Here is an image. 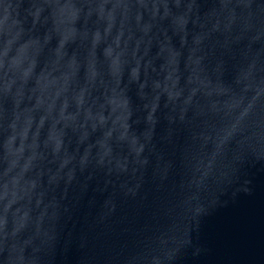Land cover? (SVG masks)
Here are the masks:
<instances>
[{"label":"clouds","instance_id":"1","mask_svg":"<svg viewBox=\"0 0 264 264\" xmlns=\"http://www.w3.org/2000/svg\"><path fill=\"white\" fill-rule=\"evenodd\" d=\"M198 9L196 0H0V264H42L57 238L61 208L67 211L55 195L45 198L48 186L63 180L62 200L77 169L102 170L119 181H112L100 221L115 211L116 194L137 195L161 96L180 120L195 105L220 124L201 133L212 138L213 151L191 154L195 164L120 264H168L187 242V224L231 183L246 155L264 158V77L256 76L259 50L249 55L251 42L264 37V0H216L203 13ZM245 40L237 75L243 89L230 93L202 62L214 45L229 49ZM221 65L218 59L212 71L218 74ZM129 85L146 110L139 134L129 122ZM200 96L208 102L200 104ZM232 140L239 148L228 155ZM168 168L167 161L157 163L153 176L163 181Z\"/></svg>","mask_w":264,"mask_h":264},{"label":"water","instance_id":"2","mask_svg":"<svg viewBox=\"0 0 264 264\" xmlns=\"http://www.w3.org/2000/svg\"><path fill=\"white\" fill-rule=\"evenodd\" d=\"M22 2L26 4L27 0ZM215 2L196 0L198 11L203 13ZM188 27L190 30L193 28L191 22ZM190 36L191 32L189 40ZM172 43L179 47V37L173 36ZM246 43L245 40L231 44L229 49L214 45L202 62L209 78L230 93L240 94L243 89V82L237 83V75L244 62L242 54ZM186 48L181 50L182 69ZM257 50L260 70L256 76L259 79L264 77V37L251 42L249 55ZM155 51L153 46L151 52ZM208 51V47H205V52ZM218 59L222 61V70L217 74L212 68ZM159 62L157 58L155 63L158 65ZM184 75H187L186 70ZM183 82L184 76L181 77ZM128 94L134 109L129 122L139 134L146 127V110L142 108L143 101L136 94L135 85H129ZM246 95H251V92ZM226 98L223 95L211 99L222 101ZM208 99L200 96L199 103L206 104ZM170 115L173 116L171 121ZM155 116L151 141L154 147L148 153L149 164L144 171L141 189L135 197L116 194V209L103 221L99 219L103 202L113 194L115 185L112 181L119 183L114 176H106L102 170L92 168L83 171L77 169L62 200L60 197L65 189L64 181L61 180L54 187L48 186L45 198L55 195L62 206H67V211L61 208L57 238L52 249L44 256L42 264H120L122 257L134 249L136 239L144 231L145 225L152 222L153 214L169 190L195 164L191 154L208 155L213 151L212 138L205 140L201 133L209 134L213 123L219 126L218 117L208 119L193 105L184 113L183 120H180L170 105H165L164 96H161ZM92 138L90 136L89 140ZM75 147L73 136L68 144L69 151ZM83 147L81 144L79 150L82 151ZM238 148L235 140L230 141L227 154L231 155ZM166 161L169 162L168 173L160 181L158 176H153V169L157 163L163 166ZM50 167L54 168L55 164ZM43 179L46 182V177ZM106 180L110 182L106 184ZM210 199L205 211L187 224V242L179 247L168 264H264V158L246 155L231 183L221 185L214 198Z\"/></svg>","mask_w":264,"mask_h":264}]
</instances>
